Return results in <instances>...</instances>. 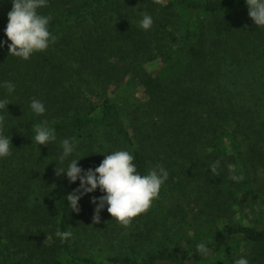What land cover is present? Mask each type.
Returning a JSON list of instances; mask_svg holds the SVG:
<instances>
[{
	"label": "trees",
	"instance_id": "1",
	"mask_svg": "<svg viewBox=\"0 0 264 264\" xmlns=\"http://www.w3.org/2000/svg\"><path fill=\"white\" fill-rule=\"evenodd\" d=\"M11 7L0 0V39ZM37 11L51 18L54 43L27 60L0 47V81L16 85L12 94L0 87L12 101L3 112L12 146L0 158V264H233L241 255L264 264V197L255 188L264 183V27L245 0H47ZM141 13L152 16L148 30L138 27ZM125 78L145 95L128 114L109 96ZM33 98L44 102L42 116L31 112ZM41 120L57 140L37 146ZM73 136L76 150L61 164L60 141ZM119 149L141 174L160 164L169 177L129 225L106 209L93 224L99 188L72 211L65 196L79 180L57 176L55 161L83 156L78 164L94 168ZM57 230L72 236L62 242ZM94 236L144 250L78 252ZM201 241L206 256L196 252Z\"/></svg>",
	"mask_w": 264,
	"mask_h": 264
},
{
	"label": "clouds",
	"instance_id": "2",
	"mask_svg": "<svg viewBox=\"0 0 264 264\" xmlns=\"http://www.w3.org/2000/svg\"><path fill=\"white\" fill-rule=\"evenodd\" d=\"M248 16L257 27H264V0H245ZM12 7L7 12V23L3 31L7 40L0 39V47L7 44L8 53L24 60L30 58L34 52L46 50L54 43L57 37L49 31L50 17L40 14L37 10L45 7L47 0H11ZM138 27L148 30L153 24L152 16L141 13L137 21ZM10 41V43L8 42ZM0 87L7 94L15 92L16 85L11 80L0 81ZM12 102L8 96L0 98V158L11 155V135L5 134L7 127L4 110ZM29 108L36 116H42L45 104L40 99H31ZM15 127V126H13ZM23 131V130H22ZM57 140L55 128L47 120H41L32 127L31 141L38 145H49ZM78 141L73 136L60 141L61 151L57 160L63 164L76 150ZM94 152L104 153L102 150ZM79 158L68 160L63 167H57L55 161V173L57 176L63 174L69 183L79 180L78 186L66 197L68 207L79 212V200L86 194L92 193L97 188L102 193L99 196L90 197L93 204L92 223H99L101 212L106 211L124 226L130 224L131 219L145 212L158 194L161 186L167 181L169 171L160 164L148 168L146 174L137 171L134 156L125 149L113 150L105 154L99 165L83 168L78 164ZM219 160L209 165L210 173L218 175ZM233 180H240V176H231ZM56 235L63 242L72 236L70 230L59 231ZM196 252L201 256L210 253L208 244L201 241L196 244ZM233 264H249L246 256H239L233 260Z\"/></svg>",
	"mask_w": 264,
	"mask_h": 264
},
{
	"label": "rangeland",
	"instance_id": "3",
	"mask_svg": "<svg viewBox=\"0 0 264 264\" xmlns=\"http://www.w3.org/2000/svg\"><path fill=\"white\" fill-rule=\"evenodd\" d=\"M158 61H153L146 64L148 70L157 68ZM126 80L120 84L116 89H113L109 93V96L113 101L118 103L124 114H128L132 110L133 106L138 104L141 100L145 99V95L142 88L136 81L125 78ZM259 184L255 187L257 193L261 192L262 197H264V183L263 180L258 182ZM258 209H256L257 213ZM249 216V217H248ZM244 216L241 214L235 215V219L241 222H250L251 215ZM126 236V234H124ZM80 249L78 252L89 254L91 256H98L103 254H113L117 252H122L124 254H132L133 251L144 250V247L133 246L131 242L125 237L123 240L108 239L101 236H94L90 239L83 240L79 242Z\"/></svg>",
	"mask_w": 264,
	"mask_h": 264
}]
</instances>
